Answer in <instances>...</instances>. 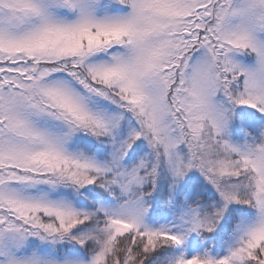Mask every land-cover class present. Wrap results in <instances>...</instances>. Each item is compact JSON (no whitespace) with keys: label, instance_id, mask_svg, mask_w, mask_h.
Instances as JSON below:
<instances>
[{"label":"snow or ice","instance_id":"snow-or-ice-1","mask_svg":"<svg viewBox=\"0 0 264 264\" xmlns=\"http://www.w3.org/2000/svg\"><path fill=\"white\" fill-rule=\"evenodd\" d=\"M0 264H264V0H0Z\"/></svg>","mask_w":264,"mask_h":264}]
</instances>
